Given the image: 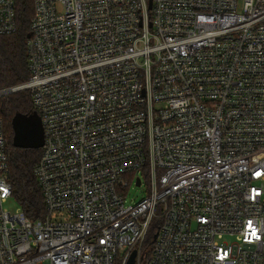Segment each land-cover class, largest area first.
<instances>
[{
    "label": "built area",
    "instance_id": "obj_1",
    "mask_svg": "<svg viewBox=\"0 0 264 264\" xmlns=\"http://www.w3.org/2000/svg\"><path fill=\"white\" fill-rule=\"evenodd\" d=\"M32 6L14 89L43 127L45 214L5 207L0 118V264H264V0ZM16 30L0 0V36Z\"/></svg>",
    "mask_w": 264,
    "mask_h": 264
},
{
    "label": "trees",
    "instance_id": "obj_2",
    "mask_svg": "<svg viewBox=\"0 0 264 264\" xmlns=\"http://www.w3.org/2000/svg\"><path fill=\"white\" fill-rule=\"evenodd\" d=\"M32 0H15L16 26L13 35L0 36V91L17 88L29 78L26 41L29 35V21L32 15ZM34 111L30 94L27 90H17L0 97V118L10 156V182L12 197L23 213L31 220L42 219L45 214L43 196L34 175L41 149L22 150L11 145L10 121L16 113L30 114ZM158 227L152 222L147 243Z\"/></svg>",
    "mask_w": 264,
    "mask_h": 264
},
{
    "label": "water",
    "instance_id": "obj_3",
    "mask_svg": "<svg viewBox=\"0 0 264 264\" xmlns=\"http://www.w3.org/2000/svg\"><path fill=\"white\" fill-rule=\"evenodd\" d=\"M151 0H149V5ZM16 91L14 88L0 91V97ZM11 145L15 149L38 150L44 143V132L40 117L33 111L30 114L16 113L11 121ZM156 235H154V239ZM128 264H133L132 260Z\"/></svg>",
    "mask_w": 264,
    "mask_h": 264
},
{
    "label": "rangeland",
    "instance_id": "obj_4",
    "mask_svg": "<svg viewBox=\"0 0 264 264\" xmlns=\"http://www.w3.org/2000/svg\"><path fill=\"white\" fill-rule=\"evenodd\" d=\"M242 2V0H240V3ZM144 185L143 187L140 188H135L134 185L131 186V188L128 191L127 194V204L132 203L133 201H138L141 198L145 197L146 193H145V189H144ZM5 207L10 210V211H14L15 208L17 207V204L14 200H9L6 204ZM225 241L231 243L234 242V239L232 238H225Z\"/></svg>",
    "mask_w": 264,
    "mask_h": 264
}]
</instances>
